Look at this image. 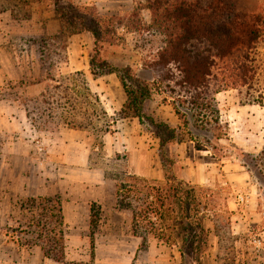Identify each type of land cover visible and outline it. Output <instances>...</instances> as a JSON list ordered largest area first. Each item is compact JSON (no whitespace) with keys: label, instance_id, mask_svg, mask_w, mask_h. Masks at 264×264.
Returning a JSON list of instances; mask_svg holds the SVG:
<instances>
[{"label":"rangeland","instance_id":"1","mask_svg":"<svg viewBox=\"0 0 264 264\" xmlns=\"http://www.w3.org/2000/svg\"><path fill=\"white\" fill-rule=\"evenodd\" d=\"M7 1V9L10 8L14 19L22 20V17L28 15V10L22 8V4L28 0ZM240 1L246 12H259L264 8V0ZM145 24L144 29L131 34L121 30L123 38L119 46L115 49L107 45L105 55L118 67L136 66L141 78L154 81V72L145 65L155 61L158 52L165 45L166 37L151 28V22ZM10 27L11 30L22 29V22H11ZM31 40L34 39H14V42L26 51ZM40 40H34L37 51L41 46ZM81 42L83 41L79 43ZM89 42L90 47L86 54L91 55L93 39H89ZM84 43L87 44V41L84 40ZM69 44L67 37L56 46L49 44L44 67L40 57L34 65L30 56L20 57L25 69L39 67L37 80L45 79L47 83L40 93L35 94L26 93V88L22 87V97L26 96L30 109L36 108V113L41 116V127L34 125L29 119L20 133H14L10 137L0 136V143L10 145L5 147L6 150H0V264H105L107 257H111L108 240L101 237L105 230L99 225L100 220L96 223L94 234L91 231H66L65 263L46 257L40 245L24 242V239L31 237L23 233L24 223H28L31 218V213L21 209L22 202L27 198L24 189L36 188V185H41L42 179H65L62 175H68L67 171L52 167L49 161L56 139L54 133L65 128L85 126L93 138L91 159L88 167H85L83 178L82 174L75 173L69 179H93L99 175L102 177L104 172L109 179H123L129 184L134 183L133 177L167 178L165 176L168 168L165 169L163 163V152L155 127L149 121L141 124L132 114L126 116L129 112L125 107L128 105L127 94L120 77L114 73L94 78L91 73L89 76H82L63 69L61 71V66L67 60L65 50ZM76 48L80 51L79 45ZM259 51V71L253 84L229 88L217 94L220 123L206 127L192 124L189 128L191 135L186 128L180 129L187 141L173 144L164 150L167 165L172 164L169 169L172 175L179 178L180 175H187L202 181V184H195L200 187L204 226L209 230L208 245L204 252L208 257L204 258L203 254L202 264H215L216 257H219L218 249L214 250L212 246L220 247L223 264H237L236 256L245 263L264 264V173L260 174L264 171V157L260 158L264 150V99L262 105L246 104L252 98L258 99L261 93L264 94V37ZM238 57L240 54L217 61L215 72L220 79L223 77L221 67L227 63L233 64V59ZM94 80L99 81L97 87ZM96 89H99L98 92H95ZM40 90L41 88L37 89ZM97 97L99 102L96 101ZM32 98L38 100L33 101ZM49 98L52 103L50 106L44 105L45 102L41 103ZM111 106L119 109L113 113ZM50 107L53 111L48 117ZM101 109L107 114H103ZM145 112L157 121L176 127L182 125L171 103L165 100V94L160 91H155L147 102ZM45 121H48V127L45 126ZM23 144L31 145V152H28L31 158H22ZM258 163L261 165L256 166ZM35 179H40L39 183H35ZM137 184L140 188L146 184L162 187L166 181L149 183L142 180ZM129 212L132 213L130 210ZM241 220L248 225L247 231L233 236L232 228ZM20 221L23 223L22 244L18 241L17 233L13 232ZM171 223V220L164 223L158 221L156 227ZM107 230L106 233L118 236L127 232L126 227L118 226ZM13 234L14 240L11 236ZM178 241L185 253L180 264H199L190 245L183 244L181 239ZM163 246L162 250L156 249L153 253L148 251V247L141 249L133 264H169V258L173 261V250L177 249ZM92 253H95L94 258ZM172 263L179 262L175 260Z\"/></svg>","mask_w":264,"mask_h":264},{"label":"trees","instance_id":"2","mask_svg":"<svg viewBox=\"0 0 264 264\" xmlns=\"http://www.w3.org/2000/svg\"><path fill=\"white\" fill-rule=\"evenodd\" d=\"M52 1L61 20V33L40 40L38 55L42 66L47 62L49 44L56 46L68 35L89 32L94 41L90 55L93 77L117 74L127 94L128 105L125 107L129 112L126 116L132 114L141 124L149 121L156 129L163 163L165 169L168 168L165 186L146 184L140 188L137 183L142 179L133 177L134 183H120L116 193L118 207L132 211V232L134 236L142 238L141 249L147 248L153 237L167 246L178 247L183 259L185 253L178 241L181 239L183 244L190 245L196 261L202 264V256L208 245V229L204 226L200 187L172 175L169 171L172 164L167 165L164 150L187 141L180 129L186 128L191 135L189 128L192 124L200 127L218 125L217 94L237 86H250L256 80L259 49L264 37V8L259 12H246L240 0H137L135 8L125 15H101L92 5H78L72 0ZM144 9L150 12V27L166 37L165 45L155 61L145 65L154 72V81L141 78L133 66L114 65L105 55L107 45L120 44L123 38L121 26L125 27L126 33L146 27ZM236 54H240V57L233 59V64L227 63L221 67L223 77L220 79L215 72L217 61L234 58ZM76 74L85 76L83 72ZM155 91L165 94V100H169L182 125L172 126L146 114L147 102ZM257 98H252L246 104L262 105L264 94ZM50 100L41 103L50 106ZM96 101L99 102L98 97ZM28 102L26 99L29 119L41 127L40 114L36 113V108L30 109ZM48 110L50 117L53 109L50 107ZM101 111L107 114L104 109ZM79 128L87 129L85 126ZM263 157L264 150L260 154V158ZM21 209L31 213V218L24 225L20 221L18 227L13 229L18 241L22 244V227L25 226L23 233L31 237L24 239V242L40 245L46 257L65 263L66 228L62 202L58 198L27 197ZM99 220L100 211L93 208L91 233H95L94 228ZM168 220L172 223L163 225L164 228L156 227L158 221L164 223ZM14 234L11 235L12 240L15 239ZM94 256L95 253H92Z\"/></svg>","mask_w":264,"mask_h":264},{"label":"crops","instance_id":"3","mask_svg":"<svg viewBox=\"0 0 264 264\" xmlns=\"http://www.w3.org/2000/svg\"><path fill=\"white\" fill-rule=\"evenodd\" d=\"M72 1L78 5L95 6L101 15H125L131 12L137 4V0ZM7 4V0H0V9H2V11H0V27L2 28V30H0L1 138L10 137V135L14 133H20L29 120L27 107L25 105V100L27 98L26 96L22 97V93L24 92L22 87L26 88V93L35 94V92L40 93L47 83L45 79L37 80V75H39V67H37V65L36 69H25L22 66V59H20V57L30 56L34 65L39 61L37 44L34 40L36 38L42 39L43 37L58 36L61 33V20L56 14V9L52 0L25 1L22 4V8L28 10V15L22 17V20L12 17L11 11L9 10L10 8L7 9ZM144 17V22H151V15L147 9L143 10V18ZM11 22H22V29L18 28L16 30H11ZM120 30L126 33L124 26H121ZM26 38H33L34 40H31L29 48L25 51L20 44L14 42V39L21 40ZM67 38L70 40V44L67 46V50H65L68 56L67 60L60 68L61 71L63 69L70 73L83 72L86 76H89V73H91L90 55L86 53L90 47L89 39H93L92 35L89 32H80L68 35ZM84 40L87 41V44L84 43ZM80 41L83 42L80 44ZM78 45L80 46V51L76 48ZM117 46H119V44L110 47L116 49ZM80 52H82V54ZM79 57H81V59ZM107 58L109 59V56H107ZM133 67H135L138 72V68L136 66ZM147 80L153 81L149 78ZM94 82H96L97 87L99 81L94 80ZM40 88L41 90L37 91V89ZM100 88H103V86ZM98 90L99 89H96L95 92H98ZM103 103L106 105L105 102ZM121 107L122 105L119 106V108ZM119 108L115 106L112 108L111 106V111L115 113ZM54 134H56L53 135L56 139L53 143L54 145L49 161L52 167L62 169L63 172L67 171L68 175L65 173L62 175L65 179H42L43 182L40 183L41 185H36V188L29 187L24 189L25 195H27V197H57L62 202L66 231H91L92 209L95 208L99 210L101 217L99 225L101 224L100 226L105 230L104 233H101V237L108 240L107 243L111 248V257H107L108 261L105 264H133L134 261L136 262V258L141 252L142 238L134 236L132 232L133 215L129 210L120 209L117 205L116 198L118 185L127 181L123 179H109L105 172L102 173V177L99 175L93 179H69L71 174L74 175L75 173L82 174L81 177L83 178L84 172L86 171L85 167H88L90 163L93 138L89 131L84 128H65ZM108 135L110 136L109 132ZM29 145L30 144L22 145V158L24 159L31 158L29 154L31 152V145ZM9 146L10 145H3L0 143V150H3V148L6 150L5 147ZM67 167L72 169L68 170L66 169ZM39 180L40 179H35V183H39ZM142 180L149 183H161L162 181H166V179ZM180 180L190 182L194 185L202 184L200 179H192L187 175H180ZM237 215L242 218L244 217V215ZM244 222L245 221L242 220L236 222V225L232 228L233 236H237L236 234L244 232L245 230L247 231L248 225L244 224ZM117 226L121 228L126 227V234L118 236L106 233L108 232L107 229L112 227L116 228ZM163 245L167 246L164 243L158 242L156 239H150L148 251L153 253L156 249L162 250L164 247ZM174 248L177 249L178 252L173 250V261L169 258L168 263L173 264L172 262L175 263V260H178V264H180L182 256L178 247L174 246ZM212 249H218L219 257H216V260L214 259L215 264H223V253L220 247L213 248L212 246ZM157 251L160 252L159 250ZM206 256L208 257V254L204 253V258ZM163 258H165V255H163ZM153 260L154 259H152V263H154ZM202 260V263H204V259ZM235 263L249 264L245 263L239 256L235 257Z\"/></svg>","mask_w":264,"mask_h":264}]
</instances>
